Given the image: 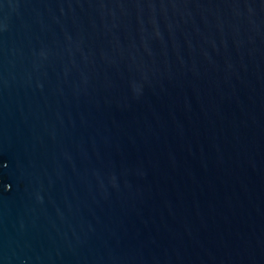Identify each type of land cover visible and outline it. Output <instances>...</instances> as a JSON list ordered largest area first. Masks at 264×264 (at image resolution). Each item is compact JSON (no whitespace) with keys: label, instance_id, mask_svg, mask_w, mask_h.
<instances>
[{"label":"water","instance_id":"95a60500","mask_svg":"<svg viewBox=\"0 0 264 264\" xmlns=\"http://www.w3.org/2000/svg\"><path fill=\"white\" fill-rule=\"evenodd\" d=\"M0 264H264V0H0Z\"/></svg>","mask_w":264,"mask_h":264}]
</instances>
